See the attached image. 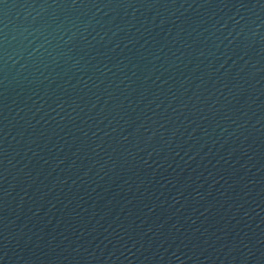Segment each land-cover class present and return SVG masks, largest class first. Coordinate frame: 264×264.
Returning <instances> with one entry per match:
<instances>
[{
	"label": "water",
	"instance_id": "1",
	"mask_svg": "<svg viewBox=\"0 0 264 264\" xmlns=\"http://www.w3.org/2000/svg\"><path fill=\"white\" fill-rule=\"evenodd\" d=\"M0 264H264V0H0Z\"/></svg>",
	"mask_w": 264,
	"mask_h": 264
}]
</instances>
